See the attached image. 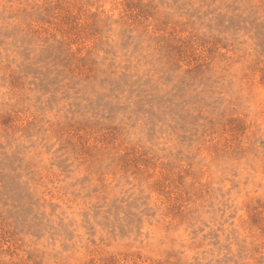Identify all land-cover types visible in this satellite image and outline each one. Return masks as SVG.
I'll list each match as a JSON object with an SVG mask.
<instances>
[{
    "label": "rangeland",
    "instance_id": "374dc122",
    "mask_svg": "<svg viewBox=\"0 0 264 264\" xmlns=\"http://www.w3.org/2000/svg\"><path fill=\"white\" fill-rule=\"evenodd\" d=\"M0 264H264V0H0Z\"/></svg>",
    "mask_w": 264,
    "mask_h": 264
}]
</instances>
